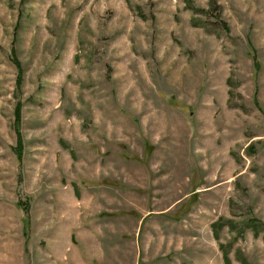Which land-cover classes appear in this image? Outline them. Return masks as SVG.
<instances>
[{"label":"rangeland","instance_id":"obj_1","mask_svg":"<svg viewBox=\"0 0 264 264\" xmlns=\"http://www.w3.org/2000/svg\"><path fill=\"white\" fill-rule=\"evenodd\" d=\"M223 250L264 264V0H0V264Z\"/></svg>","mask_w":264,"mask_h":264},{"label":"trees","instance_id":"obj_2","mask_svg":"<svg viewBox=\"0 0 264 264\" xmlns=\"http://www.w3.org/2000/svg\"><path fill=\"white\" fill-rule=\"evenodd\" d=\"M225 27H226V25H225ZM15 62H16L17 68L19 70L18 88H20L21 83L23 81V79H22V65H21V62L17 58H15ZM257 67H259V63H256V68ZM22 107H23V104L21 103V101H19L17 103V106L15 108V112H14V115H15L14 128H15V131H16V134H17V145L14 147V149H15V152H16L19 160H21L22 157H23V149H24L23 135H22V132H21ZM250 222H252V220ZM256 222H258V221H256ZM258 223L263 224L261 221H259ZM26 224H29V220L28 219H26ZM216 224L217 223H215V226H216ZM252 227L255 228L256 230H260L261 225H258V224H256L253 221ZM223 253H224L225 264H226L227 260H228V254H227V252L225 250H223Z\"/></svg>","mask_w":264,"mask_h":264}]
</instances>
